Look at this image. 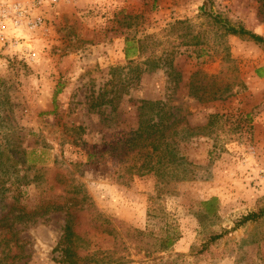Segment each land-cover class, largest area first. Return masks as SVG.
I'll return each instance as SVG.
<instances>
[{"label": "rangeland", "instance_id": "374dc122", "mask_svg": "<svg viewBox=\"0 0 264 264\" xmlns=\"http://www.w3.org/2000/svg\"><path fill=\"white\" fill-rule=\"evenodd\" d=\"M43 1L44 25L8 28L0 44V146L15 148L2 158L0 217L23 215L0 259L8 248L15 264H65L70 247L81 264H264V219L236 228L264 208V46L205 13L264 38V0ZM148 37L128 65L127 41ZM143 101L175 108L167 139L184 170L135 175L147 148L127 153V142L151 117Z\"/></svg>", "mask_w": 264, "mask_h": 264}, {"label": "trees", "instance_id": "16d2710c", "mask_svg": "<svg viewBox=\"0 0 264 264\" xmlns=\"http://www.w3.org/2000/svg\"><path fill=\"white\" fill-rule=\"evenodd\" d=\"M208 14L210 18H212L220 28L224 29V32L228 35L237 36L240 38H246L249 37L250 39L254 40L256 43L261 44L264 46V38L262 36H259L257 34H254L243 27L237 28L235 26L230 25L229 21L223 18L221 15L215 14L214 12H205ZM184 22H178L177 24H183ZM149 41V37L145 39V41H140L137 43V46L135 45L136 42H131L130 40L127 41L126 49H125V55L128 61V65L135 64V59L144 57V44L145 42ZM158 61H157V60ZM160 58H156V56L150 55L148 59L144 62L145 65L149 66L150 69H157L160 68ZM258 75L262 76L260 73V70L258 71ZM60 92H57L59 94ZM211 99H218V92H215ZM169 109V110H167ZM175 108L172 106H169L168 104L164 102H154V101H143L142 106L140 107V110L145 111L149 110V112L152 114H149L151 116L147 122L141 121L140 128L137 132L134 133L135 136L138 138H141V141L137 138H133L132 140L128 141L129 143V150H127V153L129 151H136L139 150L140 152L146 149L145 152V159L143 163L138 166L137 160H135V163L133 165V168L135 167V175H141L143 174L142 171H148L151 172L155 169L156 164L159 166H163V168H166L171 163H176L178 166H180L184 170V166L189 165L188 160L180 153L179 147H177L175 144V149L172 150V144L167 139V132L169 130H172L176 127V123H181L179 119L176 116V110L175 112H171V110H174ZM164 115L161 116V113L164 112ZM175 117H176V123H175ZM181 129V128H180ZM183 133L185 132V135H189L192 131H194L193 128H191L188 124H185V127L181 130ZM182 141L179 142V144ZM10 145H7L3 149H1L0 146V183L2 181L3 173L5 174L4 169H6L8 166L6 164V161L2 160L3 156L14 150L15 148H10ZM161 156L159 157V161H154V155L157 151H161ZM101 153V152H100ZM108 153V151L102 153L103 155ZM139 154V156H141ZM97 157L96 153H92L90 155V160H93ZM136 157V156H135ZM136 159V158H135ZM9 160V158H8ZM185 178H182L184 180ZM187 179V178H186ZM4 187H2L3 189ZM216 203V199H212L208 202H204L203 206L206 207L207 213L211 214L214 211H216V208H214ZM14 207L7 212L6 214H2V217H0V244H6L9 241L14 240V237H16V233H14V223H16L20 218L23 217L22 214L15 215L13 217L9 216L13 212ZM68 217L66 220V226H65V236L62 243L65 242H71L73 238V214L68 212ZM264 219V208H262L259 212L250 213L246 216H244L240 221L237 222L236 228L242 227L250 222H258L260 220ZM235 228V229H236ZM7 235H10L11 237H7ZM225 233L215 235L211 238L212 242H216L219 239H221ZM174 243V240L170 238L169 236L165 237V239L162 242V248L164 250L169 249L172 247ZM10 248V247H9ZM3 255V259H0L2 261L8 260L11 264H15L16 260L19 258L21 259L20 255L12 254V249L4 248L1 252ZM63 261L65 264H81V262L84 261V259L79 258L73 250L68 247L63 251Z\"/></svg>", "mask_w": 264, "mask_h": 264}, {"label": "built area", "instance_id": "2783aa9c", "mask_svg": "<svg viewBox=\"0 0 264 264\" xmlns=\"http://www.w3.org/2000/svg\"><path fill=\"white\" fill-rule=\"evenodd\" d=\"M73 0H51L53 5L70 3ZM44 5L43 0L13 1L0 0V44H9L10 40L5 31L8 28H28L37 30L44 25V19L36 12ZM15 46V44H13ZM11 44V46H13ZM28 51V49H26ZM31 54V53H30ZM35 59V55H32Z\"/></svg>", "mask_w": 264, "mask_h": 264}]
</instances>
